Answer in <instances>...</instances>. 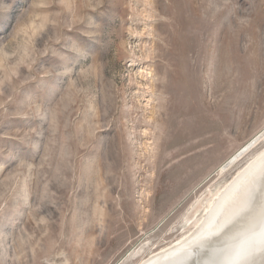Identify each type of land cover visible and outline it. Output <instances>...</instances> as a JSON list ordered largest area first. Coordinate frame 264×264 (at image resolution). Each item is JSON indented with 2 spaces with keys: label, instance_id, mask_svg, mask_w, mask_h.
<instances>
[{
  "label": "rangeland",
  "instance_id": "obj_1",
  "mask_svg": "<svg viewBox=\"0 0 264 264\" xmlns=\"http://www.w3.org/2000/svg\"><path fill=\"white\" fill-rule=\"evenodd\" d=\"M262 149L264 0H0V264H136Z\"/></svg>",
  "mask_w": 264,
  "mask_h": 264
},
{
  "label": "clouds",
  "instance_id": "obj_2",
  "mask_svg": "<svg viewBox=\"0 0 264 264\" xmlns=\"http://www.w3.org/2000/svg\"><path fill=\"white\" fill-rule=\"evenodd\" d=\"M168 231L182 238L161 242L149 264H264V169L207 213L178 220Z\"/></svg>",
  "mask_w": 264,
  "mask_h": 264
},
{
  "label": "bare ground",
  "instance_id": "obj_3",
  "mask_svg": "<svg viewBox=\"0 0 264 264\" xmlns=\"http://www.w3.org/2000/svg\"><path fill=\"white\" fill-rule=\"evenodd\" d=\"M149 74H150V72H148L146 75L148 76ZM146 75H144V76H146ZM139 76H141V78H144L142 74H139ZM246 146H247V144H246ZM246 146L240 149L237 157L233 161V164L236 163L243 155L246 154V152L248 150L246 148ZM261 169H264V149H262L257 154L252 156V158L232 177V179L230 181L226 182L224 185H222L220 188H218L215 192H213L211 194V196L202 204V206L191 216V218L195 219L196 216L207 213L209 211V209H211L213 207V205L217 203V201L226 200L229 196H231L233 194L235 188H237L250 174H252L256 171H259ZM220 173L223 174L224 172L220 171ZM180 238H182V234L180 235L179 238L172 241L171 243L176 242ZM139 250L137 252H135V250L132 251L130 254H128L129 256L127 255L126 257L127 258H133V257L138 256V254L140 252ZM154 251H156V250H154ZM154 251H151L146 255L141 254L140 258L136 264H149V260L153 258ZM127 253H128V251H127Z\"/></svg>",
  "mask_w": 264,
  "mask_h": 264
},
{
  "label": "water",
  "instance_id": "obj_4",
  "mask_svg": "<svg viewBox=\"0 0 264 264\" xmlns=\"http://www.w3.org/2000/svg\"><path fill=\"white\" fill-rule=\"evenodd\" d=\"M249 147H252V145H250ZM249 147H248V148H249Z\"/></svg>",
  "mask_w": 264,
  "mask_h": 264
}]
</instances>
